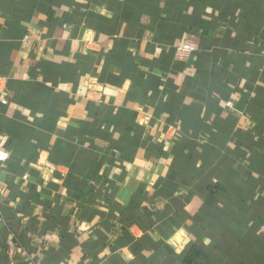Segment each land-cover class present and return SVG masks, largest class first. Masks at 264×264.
<instances>
[{
	"label": "crops",
	"instance_id": "0c3cea01",
	"mask_svg": "<svg viewBox=\"0 0 264 264\" xmlns=\"http://www.w3.org/2000/svg\"><path fill=\"white\" fill-rule=\"evenodd\" d=\"M0 154V264H264V0H0Z\"/></svg>",
	"mask_w": 264,
	"mask_h": 264
},
{
	"label": "built area",
	"instance_id": "2783aa9c",
	"mask_svg": "<svg viewBox=\"0 0 264 264\" xmlns=\"http://www.w3.org/2000/svg\"><path fill=\"white\" fill-rule=\"evenodd\" d=\"M193 50V45L189 42H185L182 45H179L175 48L174 55L178 59L184 58L186 55H188ZM231 103L228 102L227 106H230Z\"/></svg>",
	"mask_w": 264,
	"mask_h": 264
},
{
	"label": "trees",
	"instance_id": "16d2710c",
	"mask_svg": "<svg viewBox=\"0 0 264 264\" xmlns=\"http://www.w3.org/2000/svg\"><path fill=\"white\" fill-rule=\"evenodd\" d=\"M201 255V250L196 247H191L185 252L184 263L185 264H198L197 258Z\"/></svg>",
	"mask_w": 264,
	"mask_h": 264
},
{
	"label": "clouds",
	"instance_id": "9594fccd",
	"mask_svg": "<svg viewBox=\"0 0 264 264\" xmlns=\"http://www.w3.org/2000/svg\"><path fill=\"white\" fill-rule=\"evenodd\" d=\"M98 11H102V10H100V9H98ZM109 16L111 15V13H107ZM126 87H127V83H126V85H125ZM61 87L63 88L64 87V85H61ZM5 156H6V154H0V159H2V158H5ZM42 159H43V154H42V157H41ZM188 241L186 240L185 241V243H187Z\"/></svg>",
	"mask_w": 264,
	"mask_h": 264
}]
</instances>
